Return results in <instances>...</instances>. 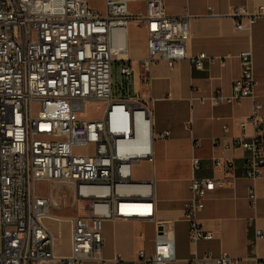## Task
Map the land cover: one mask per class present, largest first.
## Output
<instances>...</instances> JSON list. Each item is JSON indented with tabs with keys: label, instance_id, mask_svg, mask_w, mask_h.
Instances as JSON below:
<instances>
[{
	"label": "built area",
	"instance_id": "obj_1",
	"mask_svg": "<svg viewBox=\"0 0 264 264\" xmlns=\"http://www.w3.org/2000/svg\"><path fill=\"white\" fill-rule=\"evenodd\" d=\"M132 1L101 0L100 9L92 0H0V264L118 262L119 254L103 255V222L117 218L153 220V252H138L143 264L175 259V222L156 217L155 177L136 176L140 162L154 161L155 140L170 131L155 132V98L132 89L128 24L134 21L146 30L148 53L140 59L145 81L154 62L174 67L188 58L203 69L207 54H188L189 15L169 14L164 0H144V7L132 11ZM232 15L242 29L259 14L237 7ZM239 57L241 74L230 93L197 98L213 105L253 100L240 126L253 124L254 134L243 133L234 144L247 151L245 171L253 182L248 198L255 206V182L264 174V118L253 53L242 50ZM118 71L120 80H114ZM90 104H102L100 116L87 115ZM233 164L217 159L215 165ZM192 167L201 168L199 157L192 158ZM39 182L47 184V194L39 191ZM223 185L214 177H192L184 203L191 242L213 238L198 215L206 193ZM64 224L71 251L60 255L55 247ZM189 263L239 264V258L226 251L194 253Z\"/></svg>",
	"mask_w": 264,
	"mask_h": 264
},
{
	"label": "crops",
	"instance_id": "obj_2",
	"mask_svg": "<svg viewBox=\"0 0 264 264\" xmlns=\"http://www.w3.org/2000/svg\"><path fill=\"white\" fill-rule=\"evenodd\" d=\"M140 1L142 4L132 11L144 7V0ZM164 1L169 14L189 15V56L200 52L207 54L203 69L194 67L188 58L174 67H169L165 60L154 62L149 70L150 79L145 81L140 59L148 53L146 30L141 27L144 29L142 46L133 50L128 41V24L127 43L134 67V90L155 98V132L170 131L168 137L155 140L154 161H142L151 165L152 172L140 177H155L157 219L175 222V259L169 264H190L189 258L194 253L218 256L223 251L239 258V264H258L264 257V174L255 182L258 199L253 206L248 198V187L253 182L245 171L247 151L234 144L243 133L254 134L253 124L247 123L244 129L240 126V121L251 114L253 100L245 98L240 104L213 105L199 98L216 91L230 93L234 80L241 74L239 54L250 49L258 79L256 98L262 105L264 118V0ZM237 7L259 14L255 22L238 29L232 15ZM215 138L221 139V143H215ZM224 142L229 147H225ZM194 156L201 159V168L196 172L192 167ZM217 159L233 160L234 164L231 168H218ZM195 175L224 182L223 186L206 193L205 206L198 215L203 228L211 232L213 238L197 243L191 242L184 219V203L191 194L189 186ZM147 223L153 226L150 245L142 229ZM64 228L67 231L63 238L65 245L60 244L62 239L59 238L55 247L60 255L71 251L70 230L66 224ZM258 230L262 231L260 237ZM103 235L104 257L112 259L120 255L118 262L110 261L109 264H143L138 252H153V220L106 219ZM85 264L100 263L89 260Z\"/></svg>",
	"mask_w": 264,
	"mask_h": 264
},
{
	"label": "rangeland",
	"instance_id": "obj_3",
	"mask_svg": "<svg viewBox=\"0 0 264 264\" xmlns=\"http://www.w3.org/2000/svg\"><path fill=\"white\" fill-rule=\"evenodd\" d=\"M91 3H92V5L97 6L100 9H103V4H102L101 0H99V1L98 0H92ZM141 4H142V2L140 0L132 1L130 3V8L132 10H135ZM143 38H144V29L141 28V26L137 22H134V21L130 22L129 33H128V41H129L130 48L133 50L141 48ZM116 75H117V77H116ZM116 75L114 74V80H116V78L120 80L121 76H120L119 71H118V74L116 73ZM132 89L134 90L133 85H132ZM33 111L35 114L38 111V104L36 102L33 104ZM101 111H102V104H90L86 108L87 115L90 117L100 116ZM91 151H92V149H91ZM151 172H152L151 165H149L146 162H140L137 166L136 176L137 177L149 176ZM38 189L42 194L48 193V186L44 182H39ZM61 213L70 214V210L63 209L61 211ZM142 229L146 235L147 244L148 245L152 244L151 236L153 235V226L151 224L147 223L142 227ZM66 233H67V231L65 229L60 235V238L62 239L60 241L61 242L60 244L62 246L65 245V240L63 238L66 235ZM56 234H57V232H56ZM0 245H1V230H0Z\"/></svg>",
	"mask_w": 264,
	"mask_h": 264
}]
</instances>
